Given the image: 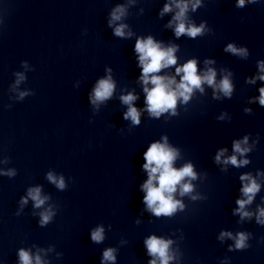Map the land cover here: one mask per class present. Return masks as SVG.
Returning <instances> with one entry per match:
<instances>
[{
  "label": "clouds",
  "instance_id": "clouds-1",
  "mask_svg": "<svg viewBox=\"0 0 264 264\" xmlns=\"http://www.w3.org/2000/svg\"><path fill=\"white\" fill-rule=\"evenodd\" d=\"M250 2H256V0H250ZM244 5V0H239L238 7ZM179 12H177L174 19L179 21L175 28V34L179 37L182 34L187 33L191 37H196L202 32V27H187L183 22V17L187 11V4H177ZM197 5H193V10ZM171 11L169 5H165L164 12ZM123 14V9L118 8L112 14L113 20H119L120 15ZM124 25L118 26L115 28L114 33L117 36L123 37L125 35L123 31ZM135 51L139 54V63L142 66V76L141 79L144 85L151 83L154 85L151 89L145 87L144 91L146 92V103L148 105V111L155 116H159L162 112H165L169 109H174L177 103V97H183L184 101L189 99V94L193 91L194 88L201 89L203 82H206L210 86L214 85L215 72L211 69L208 70V73L203 77L197 75V66L194 60H190L182 67L176 68V73H183L181 82L176 86L175 90H172L170 85L175 83L174 78L162 77L159 75H150L160 72L162 68H166L170 65L176 64V58L173 55L175 51L174 48L163 49L158 43H155L151 37H148L146 40L138 39L135 44ZM226 51H231L234 54H245L244 49H237L233 45L229 44ZM261 68L264 69V63H261ZM23 79V76L20 77ZM259 79L264 80V76L259 77ZM167 81V82H166ZM19 83V80L17 81ZM221 91L226 96H229L232 91L231 83L227 78L221 81L219 85ZM114 90V84L109 79H101L98 82L97 87L94 90V100L95 101H104L112 96ZM21 97L25 93L20 94ZM136 96L133 94H128L122 96L121 100L124 104L129 105L128 111L125 113V119L131 118L133 123L139 124V112L132 106ZM259 102L261 105H264V88L260 89ZM245 143L247 138H245ZM234 151L237 153L243 154L247 149L241 148L240 142H235ZM225 150H221L217 156V162L220 161L221 156ZM177 157L175 150L167 147L166 144L153 143L144 153V160L146 161L143 165V168L148 172V180L142 185V189L146 191L144 196V203L147 205V208L153 212L156 216H170L173 212L176 211L177 207H182L179 201L173 198V194L177 190V186L181 185V195L191 192L192 185L190 183L181 184L185 177H191L195 179V173L191 164L185 165L181 169H176L173 167V162ZM224 163H231L234 166L239 167L240 165L247 164V160L238 161L236 156L233 155L229 157ZM48 179L57 183L58 187H64V181L61 178L58 182L55 177L49 174ZM243 180H250V183H247L243 186L242 192L247 197V200H237L239 208L236 210L241 213L242 218L249 216L250 213L242 211L246 204H250L259 191V185L255 180H252L248 175H243L240 177ZM157 181L158 184L153 182ZM29 196L35 201V206L40 207L44 203V199L40 196V189H31L29 191ZM24 203L27 201L24 200ZM259 216L264 217V209L259 210ZM48 214H42L41 223H46L49 220ZM258 223H264L258 218ZM231 236V233H222L223 236ZM91 238L95 242H100L103 240V228H98L92 232ZM247 236L245 233H238L235 238V248L243 249L247 247L246 245ZM149 255L153 257H159L160 264H169V260L172 257L168 254L169 245L171 241H165L163 239L157 238L156 236H151L145 241ZM114 250L109 248L103 253L104 261H114L115 256L113 254ZM19 257L21 264H32V259L28 252L23 249L19 252ZM36 264H41L39 256L36 257ZM149 264H157L155 259L151 260Z\"/></svg>",
  "mask_w": 264,
  "mask_h": 264
}]
</instances>
